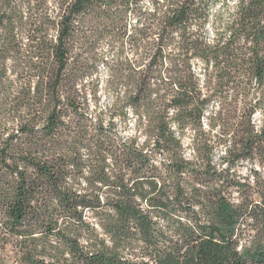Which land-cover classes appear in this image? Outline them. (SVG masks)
Returning a JSON list of instances; mask_svg holds the SVG:
<instances>
[{"label":"trees","instance_id":"16d2710c","mask_svg":"<svg viewBox=\"0 0 264 264\" xmlns=\"http://www.w3.org/2000/svg\"><path fill=\"white\" fill-rule=\"evenodd\" d=\"M0 264H264V0H0Z\"/></svg>","mask_w":264,"mask_h":264}]
</instances>
